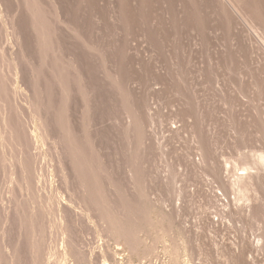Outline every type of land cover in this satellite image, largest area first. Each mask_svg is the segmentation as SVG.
Listing matches in <instances>:
<instances>
[{"label": "rangeland", "instance_id": "1", "mask_svg": "<svg viewBox=\"0 0 264 264\" xmlns=\"http://www.w3.org/2000/svg\"><path fill=\"white\" fill-rule=\"evenodd\" d=\"M260 157L264 0H0V264H264Z\"/></svg>", "mask_w": 264, "mask_h": 264}, {"label": "bare ground", "instance_id": "2", "mask_svg": "<svg viewBox=\"0 0 264 264\" xmlns=\"http://www.w3.org/2000/svg\"><path fill=\"white\" fill-rule=\"evenodd\" d=\"M260 163L262 164V166H264V157L263 158H261L260 157ZM243 171H245V170H243ZM247 171V170H246ZM246 173V172H245ZM247 174H249V173H247ZM248 175H245V177H243L241 174H239V175H236V177H234V180L233 181H231L232 183H230L231 185H233V188H235V187H237V188H239V187H241V188H243L244 187V190H245V186L246 185H248L249 186V182H248V184L245 182L247 179H249V177L250 176H248ZM248 181V180H247ZM250 181V180H249ZM229 184V185H230ZM246 184V185H245ZM231 187V186H230ZM232 188V189H233ZM247 188V187H246ZM239 190H240V188H239Z\"/></svg>", "mask_w": 264, "mask_h": 264}]
</instances>
